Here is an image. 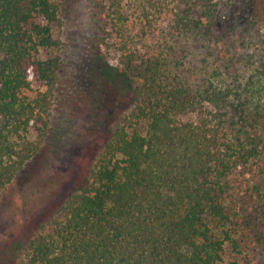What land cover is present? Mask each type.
<instances>
[{"label": "trees", "instance_id": "1", "mask_svg": "<svg viewBox=\"0 0 264 264\" xmlns=\"http://www.w3.org/2000/svg\"><path fill=\"white\" fill-rule=\"evenodd\" d=\"M140 3L134 17L94 0L90 90L127 107L105 116L75 189L3 241L0 264H251L227 259L240 230L264 249V0ZM69 14V0H0V209L55 111L86 109L61 77Z\"/></svg>", "mask_w": 264, "mask_h": 264}, {"label": "rangeland", "instance_id": "2", "mask_svg": "<svg viewBox=\"0 0 264 264\" xmlns=\"http://www.w3.org/2000/svg\"><path fill=\"white\" fill-rule=\"evenodd\" d=\"M69 2L70 14L61 38L65 45L62 51L64 70L61 77L69 86L74 82L77 88L86 91V109L82 110L80 107H83L84 103L78 102L79 107L76 109L68 106L55 111L51 127L38 153L1 192L0 246L11 236L18 238L24 231L23 223L31 222L40 214L38 203L48 205L64 199L75 189L78 178L80 180L78 171L85 165L86 159L91 160L100 152L109 128L112 127L111 125L107 128L105 116L127 107L128 97L118 98L119 93L107 94L97 88L91 92L90 66L85 53L93 33V19L90 14L93 12L94 0ZM140 2L141 0H120V6L127 15L136 17L141 12ZM259 32L264 34V26H261ZM118 59L116 52L108 51L106 54V61L112 67L119 64ZM66 91H70V88ZM180 119L194 121L195 115L189 113ZM245 179L250 180L251 177L249 179L246 175ZM238 186L233 198L239 206V211H243L246 206L245 201H242L243 184ZM236 239L238 247L236 250L229 249L228 260L264 264V249L256 245L246 232L240 230Z\"/></svg>", "mask_w": 264, "mask_h": 264}]
</instances>
